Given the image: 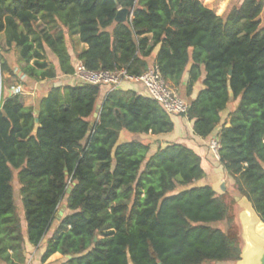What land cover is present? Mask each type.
I'll return each mask as SVG.
<instances>
[{
	"label": "trees",
	"instance_id": "trees-1",
	"mask_svg": "<svg viewBox=\"0 0 264 264\" xmlns=\"http://www.w3.org/2000/svg\"><path fill=\"white\" fill-rule=\"evenodd\" d=\"M122 9L129 21L116 23ZM263 13L264 0L223 17L200 0H0V264H26L27 244L44 241L42 260L60 253L62 264L238 262L234 197L248 198L264 221ZM69 41L75 51L87 46L77 56L90 71L140 77L156 65L175 90L189 71L186 94L203 87L186 118L196 136L217 135L234 188L202 185V159L182 144L149 157V144L120 142L123 131H174L172 115L148 96L111 90L94 119L103 85L52 88L37 115L22 94L5 95L16 82L73 76Z\"/></svg>",
	"mask_w": 264,
	"mask_h": 264
},
{
	"label": "crops",
	"instance_id": "crops-1",
	"mask_svg": "<svg viewBox=\"0 0 264 264\" xmlns=\"http://www.w3.org/2000/svg\"><path fill=\"white\" fill-rule=\"evenodd\" d=\"M200 1L208 9L213 10L216 13V15L223 17L229 12V10L232 7L241 6L244 0H200ZM68 44H69V51L72 56V62L75 67L78 63L81 62L78 59L77 54L81 53L84 49L87 48V46H85L84 44H80V46L78 47L79 51H75L74 47L72 48L70 47V41ZM47 51L52 55V58H50V55L48 54L49 62L53 63L56 67H58L57 58L49 51V49ZM150 61L152 62V64H155V56L152 57ZM15 66H16L15 70L17 71L18 66L17 65ZM188 80H189V71L186 72L182 87L176 89L179 94H181L182 91L186 92V85L188 83ZM81 84L82 82L75 75L65 76L60 74L57 79L52 81L32 83L29 87L28 92H25L26 90H24L22 85L16 82L15 84H11L9 87L7 86L5 88V95L6 96L12 95L13 94L12 89L15 87H20L22 89L21 94L25 92V94L27 95H31V96L36 95L38 98H40L38 107H34L35 114L37 115L40 110L39 106L41 100L48 95L49 91L52 88L63 87L66 85L79 86ZM202 87H203L202 83H198L196 85L191 95L192 101L197 98L198 93L202 89ZM103 88L98 98V106L101 107L103 106L107 94L114 89L113 86L110 85H104ZM115 89L123 90V91H133L139 95L148 96L144 86L140 83L123 82ZM191 102L187 101L188 104H190ZM29 104L30 103L26 102L25 106L27 107L31 106V104L30 105ZM234 108H235V104H231L230 107L224 113V117H226L229 112L234 110ZM99 113L100 110L98 112V118H99ZM98 118H94V119H98ZM172 120L174 122L175 128L174 131L169 134L162 136H155L152 134L134 135L127 133L126 131H123L120 136V142L125 143L130 141H139L149 144L150 145L149 157L154 155L159 149L164 148L168 144H173V143L182 144L193 150L202 159V166L204 167V170L206 172L205 179L201 181L202 185H210L217 192L226 191L227 189H233L234 179L227 174V172L220 164V161L215 158V156L213 155V153L210 151L209 148L210 140L213 138H217V135H213L210 140L203 139L195 135L193 130V123L190 122L188 118L183 116H172ZM222 186H225L226 190H223ZM66 214H67V209L65 208V205H63L62 208H60L57 216L58 218H63ZM52 235H53V231L49 233L48 238H50ZM45 251H46V241H44L38 247H34L30 244H27L26 252L28 255V262L26 264H62L66 260V257L61 255L60 253H56L53 256H51L46 262H44L42 258Z\"/></svg>",
	"mask_w": 264,
	"mask_h": 264
},
{
	"label": "built area",
	"instance_id": "built-area-1",
	"mask_svg": "<svg viewBox=\"0 0 264 264\" xmlns=\"http://www.w3.org/2000/svg\"><path fill=\"white\" fill-rule=\"evenodd\" d=\"M74 75L82 82V84L110 85L113 86L114 89L123 82L140 83L144 86L148 97L160 103L168 114L184 117L188 114L189 104L180 96L177 90L170 87L156 65L149 68V70L142 76L133 77L128 74L126 70L90 71L82 62H80L75 66ZM12 90L13 94L22 93L20 87H15ZM209 148L215 158L220 160V142L218 138L210 140Z\"/></svg>",
	"mask_w": 264,
	"mask_h": 264
},
{
	"label": "water",
	"instance_id": "water-1",
	"mask_svg": "<svg viewBox=\"0 0 264 264\" xmlns=\"http://www.w3.org/2000/svg\"><path fill=\"white\" fill-rule=\"evenodd\" d=\"M130 16V10L122 9L118 12L115 22L126 23L129 21ZM99 110H101V106H97L94 118H98ZM222 188L226 190L225 186H222ZM70 191L71 189L68 190V192ZM235 199L241 208L239 219L242 226V239L244 241L240 260L235 264H264V221H262L248 198L236 196ZM68 259H71V257H68Z\"/></svg>",
	"mask_w": 264,
	"mask_h": 264
},
{
	"label": "rangeland",
	"instance_id": "rangeland-1",
	"mask_svg": "<svg viewBox=\"0 0 264 264\" xmlns=\"http://www.w3.org/2000/svg\"><path fill=\"white\" fill-rule=\"evenodd\" d=\"M263 19H264V13H263V16H262V20ZM262 26H264V22H263ZM70 47L72 48L74 46L72 44H70ZM77 51H79L78 47H77ZM48 54L50 55V58H52V55L50 53H48ZM8 58L11 61V64L12 65H18L19 66L18 54H17V52L15 50L11 51V53L8 55ZM13 82H14V80H13ZM13 84H15V83H13ZM24 90H26L25 92H28L29 88H24ZM32 91H34V90H32ZM25 92H23V94H22V98H23L24 104L27 102V103H30L31 105H33L34 107H38L40 98H38L36 95H33V96L27 95V94H25ZM180 96L183 99H185V100H187L189 102L192 101V96L187 95L185 91H182L181 94H180ZM16 186H17V184H16ZM16 197H17V203L20 204V195H19L18 189H17V192H16ZM235 197H234V200L236 201ZM236 203H237V201H236ZM234 212L237 215L238 222L240 224V231H241V237H242V226H241L240 219H239V214L241 212V208L238 206V204L237 205H234ZM21 213L23 215V210L22 209H21ZM220 227H222V229H224V230L228 229V226L226 224H222Z\"/></svg>",
	"mask_w": 264,
	"mask_h": 264
}]
</instances>
